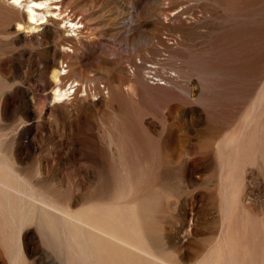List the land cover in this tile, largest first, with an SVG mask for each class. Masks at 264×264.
<instances>
[{
    "label": "rangeland",
    "instance_id": "obj_1",
    "mask_svg": "<svg viewBox=\"0 0 264 264\" xmlns=\"http://www.w3.org/2000/svg\"><path fill=\"white\" fill-rule=\"evenodd\" d=\"M12 2L0 264H264V0Z\"/></svg>",
    "mask_w": 264,
    "mask_h": 264
},
{
    "label": "bare ground",
    "instance_id": "obj_2",
    "mask_svg": "<svg viewBox=\"0 0 264 264\" xmlns=\"http://www.w3.org/2000/svg\"><path fill=\"white\" fill-rule=\"evenodd\" d=\"M23 1H25L27 4V8H28V11L27 12V16L26 18L28 17V22L30 24V27L31 29H34L36 28L40 23H42L45 19V17L47 16V11H49V9L47 8V5H48V2L49 0H19L18 3H23ZM25 2L23 3V5H25ZM11 3V2H10ZM13 3V2H12ZM15 4V3H14ZM54 4V3H53ZM25 5V6H26ZM14 6V5H13ZM59 6L57 5V8ZM57 10V9H56ZM25 11V10H24ZM53 12V11H52ZM51 12V13H52ZM52 19V18H51ZM68 20V19H67ZM54 22V21H53ZM68 22V21H67ZM70 26L72 28H77L79 27V25H81L80 21L79 20H72L71 22H69ZM22 27V25H21ZM68 27V26H67ZM69 28V27H68ZM54 71V69H53ZM66 71V70H65ZM61 74H64V70L60 71L59 69H56L54 72H53V79H54V86H53V97L55 100H63L65 97H67L69 94L71 93H74L75 90L80 86L79 82L76 81V80H71V81H68V85L67 86H64V87H61L59 85L60 83V75ZM64 84H67V83H64ZM4 185V184H3ZM24 194V193H23ZM24 197H27L26 194H24ZM30 198V196H28ZM32 199V198H31ZM43 204H45L43 202ZM47 206V205H46ZM49 206V205H48ZM53 208V207H51ZM61 212V211H60ZM68 216V215H67ZM75 219V218H74ZM76 220V219H75ZM80 221V220H78ZM82 223V221H81ZM85 224V223H84ZM97 231V230H96ZM99 231V230H98ZM101 232V231H99ZM103 233V231H102ZM105 233V232H104ZM106 234V233H105ZM108 235V234H107ZM111 237V236H110ZM113 238V237H112ZM116 239V238H115ZM118 240V239H117ZM123 242V241H122ZM125 243V242H124ZM128 244V243H127ZM135 248V247H134ZM147 254V253H146ZM160 261V260H159Z\"/></svg>",
    "mask_w": 264,
    "mask_h": 264
},
{
    "label": "snow or ice",
    "instance_id": "obj_3",
    "mask_svg": "<svg viewBox=\"0 0 264 264\" xmlns=\"http://www.w3.org/2000/svg\"><path fill=\"white\" fill-rule=\"evenodd\" d=\"M19 2V0H13V3H18Z\"/></svg>",
    "mask_w": 264,
    "mask_h": 264
}]
</instances>
